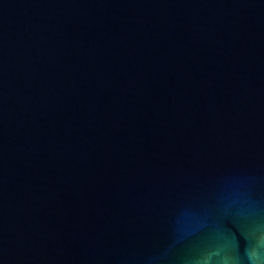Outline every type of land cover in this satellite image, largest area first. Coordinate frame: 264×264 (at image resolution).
Returning <instances> with one entry per match:
<instances>
[{"label":"water","instance_id":"water-1","mask_svg":"<svg viewBox=\"0 0 264 264\" xmlns=\"http://www.w3.org/2000/svg\"><path fill=\"white\" fill-rule=\"evenodd\" d=\"M0 264H264V0H0Z\"/></svg>","mask_w":264,"mask_h":264}]
</instances>
